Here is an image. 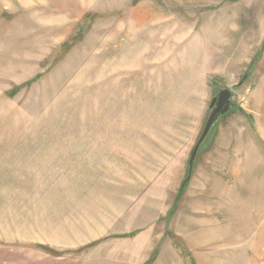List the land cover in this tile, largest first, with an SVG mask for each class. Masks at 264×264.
Returning <instances> with one entry per match:
<instances>
[{
  "label": "rangeland",
  "instance_id": "rangeland-1",
  "mask_svg": "<svg viewBox=\"0 0 264 264\" xmlns=\"http://www.w3.org/2000/svg\"><path fill=\"white\" fill-rule=\"evenodd\" d=\"M122 246L264 264V0H0V264Z\"/></svg>",
  "mask_w": 264,
  "mask_h": 264
},
{
  "label": "water",
  "instance_id": "water-1",
  "mask_svg": "<svg viewBox=\"0 0 264 264\" xmlns=\"http://www.w3.org/2000/svg\"><path fill=\"white\" fill-rule=\"evenodd\" d=\"M232 96V90L226 88L219 91L218 95H216L212 99L210 104L211 114L208 117L204 130L193 149V152L191 154V164L194 163L202 143L206 140L207 136L209 135L213 127L216 125V122L219 117L225 115L234 107V104L232 102Z\"/></svg>",
  "mask_w": 264,
  "mask_h": 264
},
{
  "label": "crops",
  "instance_id": "crops-1",
  "mask_svg": "<svg viewBox=\"0 0 264 264\" xmlns=\"http://www.w3.org/2000/svg\"><path fill=\"white\" fill-rule=\"evenodd\" d=\"M180 189L181 188H179L177 197L175 198L174 205H176L177 204V201L180 200V198H181V195L182 194L180 193ZM108 249L111 250V251H108V253H110L112 256L113 255H117V259H116V260H118V262H116L117 264H121V263L124 264V262H126V261L135 262L138 259H140L139 256H138V258L136 257V252L135 251H132L131 252L130 251L131 249L127 248L126 246H122V247H111V248H108ZM136 251L137 252L139 251L138 252V255L139 254H142L143 255V253H144L143 251L141 252L140 249H136ZM148 255H150V250H149V254ZM153 256H155V255H153ZM120 258H126V259H123V261L121 262V259ZM155 259H156V257H153V258L152 257H148L146 259L144 258L143 259V262H141V264H151L153 262V260L155 261Z\"/></svg>",
  "mask_w": 264,
  "mask_h": 264
},
{
  "label": "trees",
  "instance_id": "trees-1",
  "mask_svg": "<svg viewBox=\"0 0 264 264\" xmlns=\"http://www.w3.org/2000/svg\"><path fill=\"white\" fill-rule=\"evenodd\" d=\"M188 164H189V166H188V168H187V171H186V174H185V180L183 181V185H185V187H186V185L188 184V182H189V180H191V176H192V172H193V170H194V163H192L191 164V156H190V158H189V162H188ZM184 188H181L180 189V193H181V191L183 190Z\"/></svg>",
  "mask_w": 264,
  "mask_h": 264
}]
</instances>
